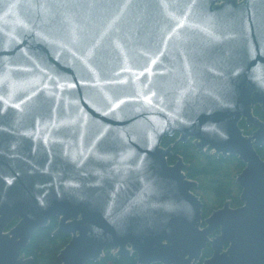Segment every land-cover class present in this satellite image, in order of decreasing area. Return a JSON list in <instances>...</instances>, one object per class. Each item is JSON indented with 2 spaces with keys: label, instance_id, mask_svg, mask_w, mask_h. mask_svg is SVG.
<instances>
[{
  "label": "water",
  "instance_id": "water-1",
  "mask_svg": "<svg viewBox=\"0 0 264 264\" xmlns=\"http://www.w3.org/2000/svg\"><path fill=\"white\" fill-rule=\"evenodd\" d=\"M256 106L264 0H0V264L29 262L52 217L71 235L61 264L107 248L138 264H264ZM190 139L243 161L239 207L203 218L183 158L168 162Z\"/></svg>",
  "mask_w": 264,
  "mask_h": 264
},
{
  "label": "trees",
  "instance_id": "trees-1",
  "mask_svg": "<svg viewBox=\"0 0 264 264\" xmlns=\"http://www.w3.org/2000/svg\"><path fill=\"white\" fill-rule=\"evenodd\" d=\"M256 115L263 117L259 107L256 108ZM175 138L178 136L166 137L162 145L169 146L175 141ZM174 151L169 163L173 164L178 155L183 158L187 165L184 170L187 177L198 183L194 192L203 201V218H207L213 210L222 207L226 201H231L233 207L241 205V188L236 183L237 175L245 166L241 159L234 155L217 157L205 152H198L191 139L187 142L177 143ZM257 152L264 160V145ZM58 220L56 217L52 218L47 226L41 227L35 232L23 252L27 258H30L26 264H61L59 254L69 243L71 235L63 232L55 234ZM17 222V219L14 220L11 226ZM211 255L212 250L210 246H207L202 259L209 258ZM88 264H138V258L136 254L117 258L111 249L107 248L98 261Z\"/></svg>",
  "mask_w": 264,
  "mask_h": 264
},
{
  "label": "flooded vegetation",
  "instance_id": "flooded-vegetation-1",
  "mask_svg": "<svg viewBox=\"0 0 264 264\" xmlns=\"http://www.w3.org/2000/svg\"><path fill=\"white\" fill-rule=\"evenodd\" d=\"M257 107H259V106H256V107H255V109L253 110V114H254L255 117H257L258 119H260L261 121L264 122V113H263V111H262V109H261L260 107H259V108H260L261 111H262L263 117H260L259 115H256V108H257ZM239 127L241 128V130L244 131V134L247 135V136H251V135L253 134V132L257 130V127H255L254 125H252V124H251V125H248L247 120H246L245 118H243V119L239 122ZM176 135H177V134H176ZM176 135H174V136L176 137ZM174 136H171V137H174ZM177 136H178V135H177ZM177 139H178V138H175V141H174L173 143H171L170 145L175 144L176 141H177ZM170 145H169V146H170ZM263 145H264V144H263ZM263 145L256 147V150H258L259 148H261ZM167 147H168V146H167ZM174 149H175V148H174ZM174 153H175V151L173 150L172 155L168 158V162L171 160V158L173 157ZM211 155H212V154H211ZM219 156H220V155H219ZM221 156H223V155H221ZM228 156H229V155H228ZM178 157H181V156H179V155L176 156V160L174 161L173 164H175V163L177 162ZM217 157H218V156H217ZM224 157H225V156H224ZM226 157H227V156H226ZM169 164H170V163H169ZM173 164H171V165H173ZM244 167H245V166H244ZM226 202H227V201H226ZM226 202H225V203H226ZM230 202H231V201H230ZM225 203H224V204H225ZM224 204H223V206H224ZM223 206H222V207H223ZM239 206H240V205H239ZM239 206H237V207H239ZM231 207H233L232 204H231ZM237 207H233V208H237ZM220 208H221V207H220ZM213 211H214V210H213ZM211 213H212V212H211ZM211 213H210V214H211ZM210 214H209V215H210ZM209 215H208V216H209ZM52 218H54V217H52ZM52 218H51V219H52ZM56 218H58V217H56ZM51 219H50V221H51ZM58 219H59V218H58ZM50 221H49V223H50ZM49 223H48V224H49ZM58 224H59V220H58ZM15 225H16V224H15ZM57 229H58V227H57ZM57 229H56V230H57ZM55 232H56V231H55ZM217 233H219V231H217ZM111 251L113 252L112 249H111ZM113 254H114V256H115V252H113ZM115 257H116V256H115ZM117 258H119V257H117Z\"/></svg>",
  "mask_w": 264,
  "mask_h": 264
},
{
  "label": "rangeland",
  "instance_id": "rangeland-1",
  "mask_svg": "<svg viewBox=\"0 0 264 264\" xmlns=\"http://www.w3.org/2000/svg\"><path fill=\"white\" fill-rule=\"evenodd\" d=\"M114 252V251H113Z\"/></svg>",
  "mask_w": 264,
  "mask_h": 264
}]
</instances>
